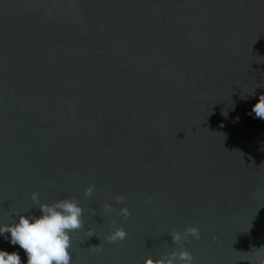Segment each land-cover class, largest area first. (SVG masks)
Instances as JSON below:
<instances>
[{
  "label": "water",
  "instance_id": "water-1",
  "mask_svg": "<svg viewBox=\"0 0 264 264\" xmlns=\"http://www.w3.org/2000/svg\"><path fill=\"white\" fill-rule=\"evenodd\" d=\"M261 95L264 0H0V225L39 216L36 192L84 209L72 264H144L189 227L193 264H251Z\"/></svg>",
  "mask_w": 264,
  "mask_h": 264
},
{
  "label": "clouds",
  "instance_id": "clouds-1",
  "mask_svg": "<svg viewBox=\"0 0 264 264\" xmlns=\"http://www.w3.org/2000/svg\"><path fill=\"white\" fill-rule=\"evenodd\" d=\"M252 114L254 119L264 120V95H261L258 102L252 106L249 115ZM93 191V187H88L85 196L90 197ZM116 199L117 203H123L122 197ZM31 201L38 207L39 216L16 213L19 219L15 224L0 225V236L4 237L11 246L18 245L19 249L23 250L26 261H22L18 251L0 250V264H72L70 233L83 227L84 209L79 206L78 201L69 199H61L53 204L41 203L39 193L36 192L32 193ZM104 209L108 214H111L113 210L110 204H105ZM119 215L127 219L131 212L125 206L119 209ZM94 234L91 230L89 231V237ZM127 235L121 227L110 231L105 239L108 243H114L124 241ZM170 236L173 244L179 245L180 250H173L156 259L148 257L144 260V264H193V256L185 250L184 242L189 237L199 240V229L189 227L183 233L173 232ZM93 248L97 253L102 251L100 246ZM261 249L257 250L251 264H264V252H261Z\"/></svg>",
  "mask_w": 264,
  "mask_h": 264
}]
</instances>
